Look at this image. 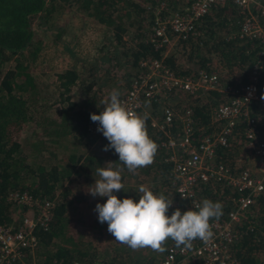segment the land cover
Here are the masks:
<instances>
[{"label":"trees","instance_id":"16d2710c","mask_svg":"<svg viewBox=\"0 0 264 264\" xmlns=\"http://www.w3.org/2000/svg\"><path fill=\"white\" fill-rule=\"evenodd\" d=\"M169 1L0 0V222L17 223L25 210L24 206H16L15 202L6 198L9 190L26 191L38 197L51 199L53 202L48 227L44 230L34 229L38 239L37 247L31 253L24 250L22 260L9 264H33L30 259L35 252L43 256L38 264H71L72 262L73 264H111L103 258H98L96 246L88 252L86 245L82 247L76 242L81 241L80 237H82V244L92 242L89 234L84 230L94 225L85 219V226L77 232V226H80L77 220L80 221V217L74 209L75 204L91 194L87 191L83 193L82 188L81 191L75 192L71 185L78 170L82 171L83 164L90 169L93 168L92 163L89 162L91 156L85 155L79 161L78 157L71 155L64 163L56 164L53 157L54 153L56 156L58 147L62 146L65 135L71 132L76 137L83 136L91 141L95 139V136L86 128L92 121L90 114H99L92 108L96 97L95 87L105 88L110 93L120 88L122 92L125 86H128V78L137 72L139 67L137 59L141 56L162 57L164 62L178 72H191L199 67L208 69L212 64L214 66L218 64L228 80L238 77L239 82H244L249 79V68L255 56V45L252 39L233 36L236 35L239 14L229 0L210 6L196 23V34L189 39L178 40L167 49L165 54H163V47H154L149 41L151 25L155 21L160 2L170 7ZM261 1L264 3V0ZM61 3L74 5L92 16L98 24L110 27L112 30L115 41L110 52L112 55L109 53L101 58L100 65L105 66L106 71L101 72L103 76H100L98 85H94L96 81L89 79V76L98 69L97 61L94 60L85 62L83 72L72 67L60 68L49 73L41 69L37 73L32 70L33 67L37 69L34 62L40 40L35 39L31 20L34 17H40L43 22H47L55 5ZM164 12V9H161L160 15ZM125 34H127L126 39ZM192 54L197 57L196 60H192ZM124 62L129 66L123 67ZM130 68L134 70H130L126 75V70ZM262 70L258 76L260 94L264 93V68ZM40 73H46V76L56 83V88L47 91L54 93L51 94L52 107L37 101L40 90L45 88L44 83L39 79L42 77ZM101 83L109 84V86L117 85V87L107 88ZM209 92L208 100L201 94L194 98H187L185 103L193 109L195 138H198L203 131L210 129L209 108L216 104L218 99H210L209 97L213 98L212 93L215 97L217 93L212 90ZM37 106L42 109L37 110ZM253 113L257 117L258 126L264 136V106H253ZM38 118L53 123V126L44 134L47 137L46 140L40 138L34 141L35 143L30 141L31 149L23 153L18 140L21 129L24 131L22 126L28 120L35 122ZM149 121L150 119L146 118L147 133L158 145L154 162L149 165L152 167L150 180L153 181L149 189L154 194L163 195L169 200L173 191L167 177L169 163L164 160L167 150L160 145L164 136L151 126ZM41 130L44 131L45 128ZM97 139L100 140L99 147L104 149L108 142L102 138ZM51 147L53 149H50ZM217 154H224V157L217 158L223 162L228 161L226 157H233L225 148H220ZM103 155L107 156V161H111L109 166L112 168L115 164V169L127 170L118 160L114 150L105 151ZM76 161L78 165L75 164ZM90 169H88L89 172ZM82 172L81 176H85L86 179L89 172L87 173L86 170ZM82 178L84 180V177ZM134 188L124 185V189L114 192V195L119 199L130 197L136 200L140 193L137 192L138 188H136L137 191ZM198 189L196 194L201 202L203 201L201 198L216 201L214 197H217L218 201L221 199L223 202L227 201L223 197L215 196L216 191L212 193L214 190L207 188L206 185ZM97 198L99 199L100 196L91 199L90 204L94 205ZM106 199L105 196L104 200ZM223 205L222 215L229 207V204ZM167 213L171 215L170 208ZM90 214L96 217L95 213ZM237 233V239L232 245L235 256L233 264H264L260 259L262 255L260 253L264 252V194L256 197L250 205L247 221L238 227ZM171 243L174 244L171 240L168 245ZM100 254L102 253L99 252ZM126 257L130 258L128 254ZM140 259L133 258L125 264H134ZM151 262L146 261L147 264Z\"/></svg>","mask_w":264,"mask_h":264},{"label":"built area","instance_id":"2783aa9c","mask_svg":"<svg viewBox=\"0 0 264 264\" xmlns=\"http://www.w3.org/2000/svg\"><path fill=\"white\" fill-rule=\"evenodd\" d=\"M224 1L189 0L175 7L160 2L149 41L154 47H163L165 54L178 40H187L196 34L199 18L210 6ZM229 1L239 14L233 36L252 39L255 45L247 81L239 82L238 77L226 79L218 64L208 69L199 67L191 72H178L162 57L141 56L137 59V72L119 93L122 104L136 114L146 103L160 104V118L150 119V124L164 136L160 145L167 150L164 160L169 163L168 181L173 191L169 199L171 211L195 210V205L201 203L196 189L203 185H217L230 194L225 197L229 207L224 214L209 221L213 232L209 241L196 239L191 248L184 250L171 243L154 264H233L232 245L237 239L238 227L247 221V212L255 198L264 194V136L253 113V106H264L258 86V76L264 68V3ZM161 9L165 11L162 15ZM211 90L217 93L216 97L211 94L213 99L218 100L209 108L210 129L195 138L192 107L185 103L176 106L170 98L179 94L194 98ZM97 127L98 122L91 121L86 128L96 139L108 142ZM232 137L242 141L240 157L230 163L217 160V151L228 149ZM6 198L24 206L25 210L17 223L0 222V264L22 260L24 250L34 251L38 244L34 229L48 227L53 205L51 199L26 191L9 190Z\"/></svg>","mask_w":264,"mask_h":264},{"label":"rangeland","instance_id":"374dc122","mask_svg":"<svg viewBox=\"0 0 264 264\" xmlns=\"http://www.w3.org/2000/svg\"><path fill=\"white\" fill-rule=\"evenodd\" d=\"M189 0H170L169 4L170 7L175 6H182ZM31 27L34 31V36L36 40H40V47L37 53V58L35 60V66H37V69L35 67L32 68V70L37 73L40 69L46 73H49L53 70H57L60 68H69L72 67L73 69H76L78 71L84 70V65L86 61L94 60L97 61V68L92 75L89 76V79L96 81L94 85H98L100 83V76L102 77L103 74L101 72L106 71L105 66L100 65L101 58L103 56H107L111 49L114 46V38L112 34V30L110 27H104L103 25H100L96 22V20L88 15L87 13L83 12L82 10L78 9L74 5L69 6L67 4H60L55 5V9L52 11L49 19L47 22H43V20L40 17H34L31 20ZM104 38V39H103ZM127 38V34H125V39ZM113 43V45L111 44ZM116 51V50H115ZM183 52V51H182ZM110 55H112L110 53ZM184 58V57H183ZM197 57H195L194 54H192V60H196ZM100 59V62H99ZM84 61V64H83ZM129 66L126 62H124L123 67ZM110 70V69H108ZM134 70L133 68H130L126 70V75L129 73V71ZM46 73H40L39 75H42L41 81L44 83L45 88L44 90H40L37 101L41 104H49V106H53V103L51 102L53 98L51 99V94L47 92L50 89L56 88V83L51 78H48L46 76ZM53 73V72H52ZM130 79V78H128ZM129 81V80H128ZM50 84L51 86L49 87ZM101 85H106L107 88H116V86H112L109 84L101 83ZM127 86H125L124 90ZM120 89V88H119ZM118 89L119 92H121ZM109 91H106L105 88H99L95 87V101L92 104L93 110L97 111V113H100V111L103 110L104 105L101 103L102 100H106L109 97ZM207 97L208 100V94H203ZM212 99L211 97H209ZM61 99V98H60ZM188 99L182 95L179 94L176 97H171L170 101L176 106H180L181 103H186ZM169 102V101H168ZM170 103V102H169ZM170 103V104H171ZM48 106V108H50ZM37 110H41L42 108L40 106L36 107ZM159 110H160V104H144L143 110L138 114L141 116L146 115L149 119H159ZM33 115V113H32ZM51 115V114H50ZM53 117V116H50ZM35 118V117H34ZM53 123L45 122V120L37 119L35 122L32 120H28L24 126V128L21 129L20 134L22 136L18 137L19 144L21 145V151L24 153L28 152L31 149V146H29L30 141L35 143L34 141H37V139L43 138L47 139L46 136H44L47 131H49L52 128ZM45 128L44 131L41 129ZM29 136V137H28ZM73 137V138H70ZM64 141L62 146H59L56 150V156L54 153V163H64L66 159H68L69 156L73 155L75 158L78 157L79 161L87 155L88 157L91 156L92 163V169H90L87 166L82 165L81 167L82 171H85L88 173L90 169V172L88 173L86 179L83 175L82 171L78 170V174H76L74 177V181L71 183L73 187V191L79 192L82 191L85 193V191L88 190L90 186H94V180L98 179V175L96 173V169L99 167H109L111 161H107V156L103 155L105 151L101 149L100 146V140L93 139L92 141L89 140L86 137L83 136H74V133L71 132L70 134L65 135ZM66 141V142H65ZM232 146H230V154L231 155H237V153L241 152V147L239 148V151L237 149V146L234 145L233 142L240 143V139L237 137H232ZM106 142V141H105ZM55 147V146H54ZM57 147V146H56ZM33 149V147H32ZM50 149H53L51 147ZM238 151V152H237ZM239 152V153H240ZM239 155V154H238ZM220 156L221 158L224 157V154L222 155H216V159ZM231 157H226V159H230ZM95 162V164H94ZM227 163H229L227 161ZM76 165L77 161L75 162ZM251 166L253 164L251 163ZM113 169L115 170V164L113 165ZM88 168V169H87ZM152 172V167H144L141 169H137L135 173L129 172L128 170H122L121 171V181L126 184L132 183L133 187L136 190V188H139L140 185H144L148 188L153 185V181L150 180ZM84 177V180L83 178ZM168 177V175H167ZM207 188L213 189L216 194L215 196L223 197L225 198L229 193L228 191L220 190L217 187V185H213ZM88 192V191H87ZM138 192V191H137ZM207 196V195H206ZM205 196V197H206ZM97 197V196H95ZM92 195L86 196V199L83 201L75 204L74 209L76 210L78 216L80 217L77 220V223H80V226H77V232H79V229L82 228V226H85V219H88L91 224L94 226L92 227H86L87 229L84 230V232L89 234V239L92 242L83 243L82 244V237L79 239L81 241H76L77 244L79 243L80 246H85L88 249V252L93 249L94 246L97 247V254L98 258H103L106 261H109L111 264H125L127 262H130L129 260L134 259H140L139 262L134 264H147L146 261L150 260L152 261L151 264L156 263V261L161 257L163 252H156L150 248H142L138 250H133L127 245H124L118 241H116L107 231V223H100L97 219V213L95 211V206L97 203L103 204L105 202V197L97 198L96 201H94V205L90 204V200L95 198ZM201 198V197H200ZM217 202V197H214ZM209 199V198H207ZM203 200V198H201ZM221 204H224L223 199L220 201ZM226 202V201H225ZM227 203V202H226ZM90 204V205H88ZM225 205V204H224ZM223 205V206H224ZM18 206V205H16ZM73 207V206H72ZM81 212V213H80ZM90 213H95V216H90ZM168 215V213H166ZM89 225V224H88ZM100 230H103L102 233ZM76 239V237H75ZM169 241L171 239L167 240L164 244V247L168 245ZM82 244V245H81ZM128 249V250H126ZM126 250V251H124ZM99 252L102 254L99 255ZM126 252V253H125ZM127 254L130 256L126 257ZM262 254L260 256V259L264 262V252L260 253ZM126 257V258H124ZM43 256L38 255L36 252L32 255L30 261H32L33 264H38V261L42 260ZM72 262L71 264H73Z\"/></svg>","mask_w":264,"mask_h":264},{"label":"clouds","instance_id":"9594fccd","mask_svg":"<svg viewBox=\"0 0 264 264\" xmlns=\"http://www.w3.org/2000/svg\"><path fill=\"white\" fill-rule=\"evenodd\" d=\"M264 99V93L261 94ZM99 114L91 113L90 119L98 122L97 131L107 139L104 151L114 150L118 160L129 172L135 173L151 165L158 151V145L146 130V115L129 111L121 102L118 90L109 94ZM109 167L96 169L98 179L88 188L93 196L107 197L106 201L95 205L97 219L107 223L108 233L118 242L133 250L150 248L164 252V244L171 239L176 248L184 250L192 247L196 239L207 242L213 232L209 223L222 215V204L210 199L181 211L176 208L167 215L172 200L156 195L148 187L140 185L138 199L117 198L114 192L124 189L121 171Z\"/></svg>","mask_w":264,"mask_h":264},{"label":"crops","instance_id":"0c3cea01","mask_svg":"<svg viewBox=\"0 0 264 264\" xmlns=\"http://www.w3.org/2000/svg\"><path fill=\"white\" fill-rule=\"evenodd\" d=\"M119 93H120V92H119ZM212 99H213V98H212ZM149 122H150V121H149ZM233 143H234V145L237 146L238 151H239V148L243 146L242 141H240V143H239V141H238V142H233ZM231 146H232V144H231ZM229 149H230V147H229L228 149H226V150H227V151H230ZM244 149H245V148H244ZM238 151H237V152H238ZM242 151H243V149L241 150V152H242ZM245 151H246V149H245ZM239 152H240V151H239ZM239 152L237 153V155H233L232 158L228 159L229 163H230V160H232L233 158H235V157H236V158H239V157H240L239 155H240L241 152H240V153H239ZM246 152H247V151H246ZM246 152H245V153H246ZM238 154H239V155H238ZM242 154H244V153H242ZM236 158H235V159H236ZM235 159H234V160H235ZM121 182H122V181H121ZM122 183H123V182H122ZM123 184H124V183H123ZM126 185L130 186L131 188H133L132 183H130V184H126ZM131 185H132V186H131ZM229 195H230V194H229ZM224 204H227V205H228L229 203L224 202Z\"/></svg>","mask_w":264,"mask_h":264}]
</instances>
